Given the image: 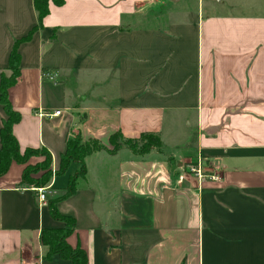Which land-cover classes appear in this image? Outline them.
<instances>
[{"label": "crops", "instance_id": "crops-1", "mask_svg": "<svg viewBox=\"0 0 264 264\" xmlns=\"http://www.w3.org/2000/svg\"><path fill=\"white\" fill-rule=\"evenodd\" d=\"M60 2L40 21L35 0H0V83L20 56L21 152L47 150L57 172L77 134L111 151L118 134L162 142L86 158L57 205L75 220L68 245L87 264H264V0ZM6 118L0 104V131ZM199 156L218 181L189 173ZM44 160L0 177V264H74L48 256L42 232L64 222L23 182ZM79 170L54 175L47 197Z\"/></svg>", "mask_w": 264, "mask_h": 264}, {"label": "trees", "instance_id": "trees-1", "mask_svg": "<svg viewBox=\"0 0 264 264\" xmlns=\"http://www.w3.org/2000/svg\"><path fill=\"white\" fill-rule=\"evenodd\" d=\"M60 2V0H56ZM49 0H35V6L39 14L40 21L48 14ZM62 1L60 2V4ZM18 44V43H17ZM20 56L17 46L14 48L10 57V69L12 75L10 77L2 76L0 83V104L3 106L7 118L3 121V126L0 131L1 149H0V177L4 176L10 169L13 162L19 164H27L30 158L34 156H44L45 160L37 165H27L23 182L31 188L45 187L52 180L54 175L66 173L72 163L80 165V170L73 176L66 189L58 192L55 195H49L48 206L54 219L63 221L66 225L62 229H48L42 232L41 240L44 245L49 246V257L60 255L64 258L72 260L74 264H87L86 253L82 249H72L67 238L75 230V220L71 217L63 216L59 213L57 205L59 202L73 196L77 190V180L86 175V158L92 153L102 150L109 151L110 154H115L124 146L130 147L132 150L140 154H146L155 148H160L162 142L156 135H143L138 140H127L120 134L111 138V143L114 149L108 150L104 145L97 141L84 142L80 134L74 138L68 139L67 150L62 156L60 168L57 172L51 169L52 156L45 149H27L24 153L21 152L18 140L14 136L13 127L20 119V113L16 112L9 100V89L14 86L20 76ZM38 172H44L42 180L32 179L31 175Z\"/></svg>", "mask_w": 264, "mask_h": 264}, {"label": "built area", "instance_id": "built-area-1", "mask_svg": "<svg viewBox=\"0 0 264 264\" xmlns=\"http://www.w3.org/2000/svg\"><path fill=\"white\" fill-rule=\"evenodd\" d=\"M46 78L54 80L55 76L52 73L45 72L44 73ZM59 113L52 114L57 115ZM43 116V114H41ZM51 115V116H52ZM49 116V115H47ZM206 159L199 156L197 157L196 161L191 162L187 165L189 173L195 175L200 179L201 181H218L220 179L218 174L215 173H209V170L207 169V163L205 161ZM55 173V172H54ZM52 188V183L50 182L47 186L45 187H38V188H33V190L37 193L38 195V200L40 204L42 205L43 203H46L47 201V193L50 191Z\"/></svg>", "mask_w": 264, "mask_h": 264}, {"label": "rangeland", "instance_id": "rangeland-1", "mask_svg": "<svg viewBox=\"0 0 264 264\" xmlns=\"http://www.w3.org/2000/svg\"><path fill=\"white\" fill-rule=\"evenodd\" d=\"M56 1V0H55ZM141 150L139 149L138 150V152H140ZM188 165V164H187ZM187 170H188V168H187ZM209 173H212L210 170H209ZM43 174H45L44 172H38V173H36V174H32L31 175V178L32 179H36V180H42L43 178ZM219 175V174H218ZM219 177H220V175H219ZM210 181V180H209ZM47 196H48V193H47ZM48 198V197H47ZM64 225H66L65 223H64Z\"/></svg>", "mask_w": 264, "mask_h": 264}]
</instances>
